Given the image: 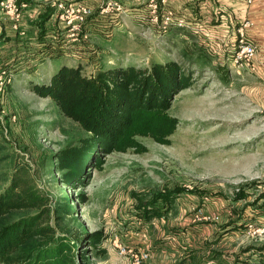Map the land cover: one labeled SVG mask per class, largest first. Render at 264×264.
<instances>
[{
	"label": "rangeland",
	"instance_id": "374dc122",
	"mask_svg": "<svg viewBox=\"0 0 264 264\" xmlns=\"http://www.w3.org/2000/svg\"><path fill=\"white\" fill-rule=\"evenodd\" d=\"M157 59L164 58L146 60L143 67H151ZM180 63L193 73V84L176 96L170 110L179 121L171 144L139 138L145 153L108 155L102 170L89 169L85 187L65 183L55 156L67 147H80L88 135L62 115L50 98L33 92L34 84L48 81L44 74L21 80L22 92L14 95L12 78L1 95L4 111L0 112L9 120L0 128V145L13 157L0 161V189L19 162L28 169L37 191L49 200L51 210L68 197L71 213L53 214L48 221L69 237L78 231L105 232L107 253L90 255V264H134L132 254L141 252L150 254L145 264H244L254 260V252L243 255L245 249L264 245L245 227L246 222L256 221L253 215L263 212L259 199L264 197V80L259 85L255 74L229 73L225 78L226 73ZM9 96L14 98L10 105ZM174 189L182 193L170 213L150 222L139 217L138 199L146 202ZM241 190L247 192V199L237 200ZM199 210L220 219L200 220ZM228 224L238 233L225 230Z\"/></svg>",
	"mask_w": 264,
	"mask_h": 264
},
{
	"label": "trees",
	"instance_id": "16d2710c",
	"mask_svg": "<svg viewBox=\"0 0 264 264\" xmlns=\"http://www.w3.org/2000/svg\"><path fill=\"white\" fill-rule=\"evenodd\" d=\"M192 84L193 73L186 72L179 62L168 61L151 67L100 68L89 76L80 66H63L49 83L34 85L36 95L50 98L62 115L88 135L80 147H67L55 156L65 183L85 187L91 168L102 170L105 158L112 153H145L147 148L139 138L170 145L179 125L170 110L176 96ZM1 153L0 161L9 162L13 157L2 145ZM12 171L0 189V264H90V255H106L103 230L78 231L69 237L58 233L48 221L53 214L71 213L68 197L51 210L28 169L15 162ZM181 193L174 189L146 202L138 199L139 217L150 222L165 216ZM247 198L245 190L237 193V200ZM81 199L86 202L85 196ZM262 200L260 208L264 212V197ZM251 252L254 260L244 264H264V245L249 247L243 255Z\"/></svg>",
	"mask_w": 264,
	"mask_h": 264
},
{
	"label": "crops",
	"instance_id": "0c3cea01",
	"mask_svg": "<svg viewBox=\"0 0 264 264\" xmlns=\"http://www.w3.org/2000/svg\"><path fill=\"white\" fill-rule=\"evenodd\" d=\"M2 1L0 71L11 73L13 95L22 92L21 80L44 74L43 77L48 79L44 84H47L63 66H80L89 76L105 66L143 67L146 60L161 57L164 59H157L155 63L187 61L196 70L226 73L225 78L229 73L238 75L240 71L235 66L234 54L239 29L246 21L253 23L247 29V36L258 48V59H264V0H255L251 4L247 0H168L165 9L173 12V23L181 21L184 26L180 28L173 24L166 31H161L150 21V0H113L121 9L109 11L106 10L108 0H77L93 10L77 38L71 37L70 30L58 18L59 4L69 0H17L21 7L18 30L2 12ZM57 63L59 65H55ZM246 72L255 74L257 83L262 84L263 70L242 71L241 76ZM12 99L9 96L8 105ZM0 110L4 111L1 99ZM4 114L0 112V128L9 120ZM258 213V216L253 215L255 222L264 225V213ZM243 223L241 221L240 225ZM232 226L224 229L238 233ZM191 256L193 254L187 257Z\"/></svg>",
	"mask_w": 264,
	"mask_h": 264
},
{
	"label": "built area",
	"instance_id": "2783aa9c",
	"mask_svg": "<svg viewBox=\"0 0 264 264\" xmlns=\"http://www.w3.org/2000/svg\"><path fill=\"white\" fill-rule=\"evenodd\" d=\"M168 0H150V14L151 20L157 25L161 31H166L173 24L177 27H183V22L173 23V12L165 9V5ZM255 0H247L249 4ZM120 10L121 7L113 0L107 1L106 10ZM2 12L9 17L13 23V28L18 30L21 20V7L18 5L17 0H3L1 2ZM93 10L90 6L77 1L69 0L67 3L59 4L58 18L65 26L70 30L72 38H77L81 32L83 26L87 23V20L92 16ZM253 23L246 21L239 29V39L237 48L234 54V63L237 69L240 71L238 75H241L242 71H249L251 73L257 72L258 69L264 71V59H258V48L250 41L247 36V29L252 27ZM11 73L7 70L0 71V95H3L6 88L11 83ZM197 215L198 219L205 221H219L220 217L209 212L199 210ZM247 232L258 240H264V225L257 222H246L245 224ZM123 252L127 254V248L123 249ZM132 252V251H130ZM150 254L147 252L132 254V260L134 264H145L149 261Z\"/></svg>",
	"mask_w": 264,
	"mask_h": 264
}]
</instances>
